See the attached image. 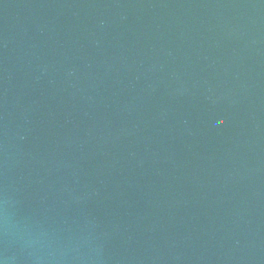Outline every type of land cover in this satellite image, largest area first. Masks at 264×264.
<instances>
[{"label":"water","instance_id":"95a60500","mask_svg":"<svg viewBox=\"0 0 264 264\" xmlns=\"http://www.w3.org/2000/svg\"><path fill=\"white\" fill-rule=\"evenodd\" d=\"M0 264H264V0H0Z\"/></svg>","mask_w":264,"mask_h":264}]
</instances>
